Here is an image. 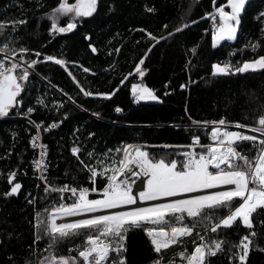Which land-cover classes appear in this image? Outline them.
Instances as JSON below:
<instances>
[{
	"label": "snow or ice",
	"instance_id": "6c2138e0",
	"mask_svg": "<svg viewBox=\"0 0 264 264\" xmlns=\"http://www.w3.org/2000/svg\"><path fill=\"white\" fill-rule=\"evenodd\" d=\"M212 2L215 11L201 19L213 22L211 36L215 48L222 41L237 40L242 14L251 0H227L220 6L217 0ZM99 3L100 0H58L41 17L50 22L48 35L54 38L77 29L85 18L94 17ZM43 6L40 3L39 7ZM146 11L154 12L155 8L146 7ZM258 18L264 20V11L258 13ZM195 23L196 20L189 22L186 18L167 36L147 32L153 43L135 65V73L129 72L120 85L133 75L142 78L145 72L141 66L153 49ZM27 24L26 18L0 21V118L12 114L23 117L35 130L29 144L34 152L38 151L39 158L32 159L31 167L38 174L36 178L43 184L45 193L44 197L28 194L27 203L34 207V223L30 221L34 231L26 249L29 255L23 258V264H128L127 239L133 230H143L148 237L155 255L151 264H212L213 258L222 256L228 264H248L253 247L264 252L258 243L264 239V233L257 231V225L264 228V114L256 118L253 126L229 121L226 117L201 121L188 116L190 123L186 131L191 142L186 145L121 144L98 152L95 147L87 150L76 136L71 154L81 166L79 171L87 175L89 186L79 185L76 176L72 177L73 183H51L49 148L42 142L41 134L60 127L70 116L64 113L59 121L50 124L37 122L33 114L39 109L32 106L31 93L40 64L51 62L67 71L69 62L44 55L22 43L17 33ZM163 27L166 30L168 25ZM138 31L146 32L145 29ZM90 47L93 53L97 51ZM246 47L256 52L261 45L249 42ZM230 55L235 56L236 52ZM259 70H264V55L242 63L229 60L212 65L213 76ZM83 71L87 73L90 69L83 68ZM68 75L85 97L110 100L119 91L117 88L108 93L92 92L81 86L71 72ZM48 83L57 88L51 80ZM180 87L184 89L187 85ZM58 91L67 97V102L76 104L63 88ZM130 91L134 102H163L143 80L131 83ZM36 103L48 107L44 99L37 98ZM64 107L63 101L53 105L57 112ZM114 110L123 111L118 106ZM92 115L99 117L97 112ZM79 131V128L75 130ZM95 135L90 132L86 139L91 140ZM16 136L13 132V140ZM245 144L251 147L245 150ZM153 148L160 151H151ZM68 175L66 170L65 176ZM16 177L17 171L8 173L7 183L12 186L3 193L5 198L19 194L22 184H13ZM36 187L39 189L41 184ZM52 193L60 194L59 203L48 201ZM38 199L44 205L42 208L37 206ZM240 227L247 229V234L234 242L227 233ZM7 239L11 240L12 235ZM78 240L80 243H76ZM41 242L43 248L39 247ZM3 245L0 239V247ZM62 246L67 250L66 255L61 251ZM8 260L15 264L16 257L9 255Z\"/></svg>",
	"mask_w": 264,
	"mask_h": 264
},
{
	"label": "trees",
	"instance_id": "16d2710c",
	"mask_svg": "<svg viewBox=\"0 0 264 264\" xmlns=\"http://www.w3.org/2000/svg\"><path fill=\"white\" fill-rule=\"evenodd\" d=\"M226 2L217 0V6ZM40 3L44 6L39 7ZM57 4L58 0H0V21L28 20V24L17 33L22 43L44 55L57 56L69 62L67 71L51 62L40 64L37 69L39 76L33 80L34 91L31 93L32 106L39 109L33 114L37 122L50 124L59 121L64 113L70 116L60 127L41 134L42 142L49 148L51 183H73L72 177L76 176L79 185L89 186L87 175L79 171L81 166L71 154L76 136L80 138L78 143L82 142L87 150L95 147L98 152L121 144L186 145L191 142L186 131L190 123L188 116L201 121L226 117L229 121L253 126L256 118L264 114V70L212 75L215 63L229 60L234 64L242 63L264 55V32L261 31L264 20L258 18V13L264 11V0H251L242 14L236 41H222L215 48L208 31L209 19H201L215 9L212 0H100L94 17L85 18L72 32L52 38L48 35L50 22L41 17ZM146 7L155 8V11L148 12ZM186 18L197 23L174 39L161 41L141 66L145 75L142 78L130 76L124 85H120L124 76L129 72L135 73V65L153 43L146 33L167 36ZM165 24L168 25L166 30ZM249 42L259 43L261 47L253 52L246 47ZM90 45L97 49L95 53ZM232 52L236 55L231 56ZM83 68L90 71L85 73ZM68 72L86 90L108 93L119 88V91H115L110 100L85 97ZM49 80L57 86L56 89L49 86ZM141 80L156 92L162 103L134 102L131 83ZM182 84L187 87L181 89ZM59 88L68 92L76 104L67 102ZM165 91L170 94L165 96ZM37 98L44 99L48 107L38 105ZM61 101L65 107L57 112L53 105ZM117 106L123 109L121 113L115 112ZM94 112L99 113V117L93 116ZM77 128L79 132H75ZM13 132L17 134L15 140ZM90 132L96 135L88 140L86 137ZM35 134L23 117L12 114L0 118V239L4 241L0 247V264H10L9 255L16 257L15 264H23V258L29 255L26 249L33 238L34 229L30 221L34 223V207L27 203L28 194L45 196L43 184L31 167L32 159L38 156L29 144ZM204 142L208 141L204 139ZM249 147V144L244 145L245 150ZM66 170L69 172L67 177ZM10 171H17L13 184L19 182L22 188L18 195L5 198L3 193L12 186L7 183ZM37 184H41L39 189ZM59 195L52 193L47 199L59 203ZM37 206H44L39 199ZM247 231L240 227L227 235L238 242ZM257 231L264 233V228L257 225ZM9 234L12 235L11 240L7 239ZM258 243L264 247V239ZM39 247L43 248L44 243L41 242ZM127 248L128 264H151L155 258L143 230H133L128 234ZM61 251L67 254L63 246ZM212 264H228V260L224 256L213 258ZM248 264H264V252L253 247Z\"/></svg>",
	"mask_w": 264,
	"mask_h": 264
},
{
	"label": "built area",
	"instance_id": "2783aa9c",
	"mask_svg": "<svg viewBox=\"0 0 264 264\" xmlns=\"http://www.w3.org/2000/svg\"><path fill=\"white\" fill-rule=\"evenodd\" d=\"M212 12H214V11H212ZM212 29H213V22H212V20H210L209 19V23H208V31L210 32V33H212ZM38 152V151H37ZM37 158H39L38 156H37ZM70 194V193H69ZM69 219H71V218H69Z\"/></svg>",
	"mask_w": 264,
	"mask_h": 264
},
{
	"label": "rangeland",
	"instance_id": "374dc122",
	"mask_svg": "<svg viewBox=\"0 0 264 264\" xmlns=\"http://www.w3.org/2000/svg\"><path fill=\"white\" fill-rule=\"evenodd\" d=\"M70 2H74V0H70ZM213 11H215V9ZM141 102H143V103H157L156 101H141ZM244 131L246 132V134H252V133L248 132L247 130H244Z\"/></svg>",
	"mask_w": 264,
	"mask_h": 264
}]
</instances>
